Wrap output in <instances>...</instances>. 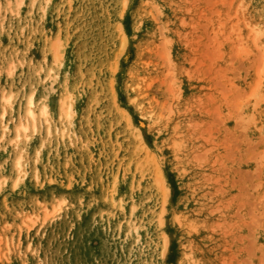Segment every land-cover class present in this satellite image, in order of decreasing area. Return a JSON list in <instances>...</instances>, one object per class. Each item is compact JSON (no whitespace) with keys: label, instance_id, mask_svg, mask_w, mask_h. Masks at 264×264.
I'll use <instances>...</instances> for the list:
<instances>
[{"label":"rangeland","instance_id":"rangeland-1","mask_svg":"<svg viewBox=\"0 0 264 264\" xmlns=\"http://www.w3.org/2000/svg\"><path fill=\"white\" fill-rule=\"evenodd\" d=\"M0 264H264V0H0Z\"/></svg>","mask_w":264,"mask_h":264},{"label":"bare ground","instance_id":"bare-ground-1","mask_svg":"<svg viewBox=\"0 0 264 264\" xmlns=\"http://www.w3.org/2000/svg\"><path fill=\"white\" fill-rule=\"evenodd\" d=\"M36 103H35V94L34 93H31L29 96H28V99H27V105H28V107H27V113H28V117H30L33 121L35 120V118H36V115H37V113H36V111H35V107H34V105H35ZM48 106H49V104H48V102H43L42 103V107H41V111H42V114H44V115H46V114H48L49 113V109H48ZM46 117V116H45ZM46 121H49L48 120V118H46ZM6 127V126H5ZM22 127H24V128H26V125H22ZM8 130V129H7ZM19 163V162H18ZM20 167V166H19Z\"/></svg>","mask_w":264,"mask_h":264}]
</instances>
